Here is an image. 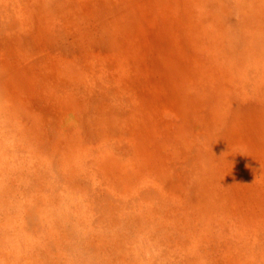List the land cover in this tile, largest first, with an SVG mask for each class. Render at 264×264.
Instances as JSON below:
<instances>
[{"label": "rangeland", "instance_id": "obj_1", "mask_svg": "<svg viewBox=\"0 0 264 264\" xmlns=\"http://www.w3.org/2000/svg\"><path fill=\"white\" fill-rule=\"evenodd\" d=\"M0 264H264V0H0Z\"/></svg>", "mask_w": 264, "mask_h": 264}, {"label": "bare ground", "instance_id": "obj_2", "mask_svg": "<svg viewBox=\"0 0 264 264\" xmlns=\"http://www.w3.org/2000/svg\"><path fill=\"white\" fill-rule=\"evenodd\" d=\"M9 1V0H8ZM11 1V0H10ZM5 4H9V2L8 3H5ZM5 4H4V6H5ZM127 96V95H126ZM118 149V148H117ZM119 150V149H118ZM122 154V153H121ZM72 197V196H71ZM42 222V221H41Z\"/></svg>", "mask_w": 264, "mask_h": 264}]
</instances>
